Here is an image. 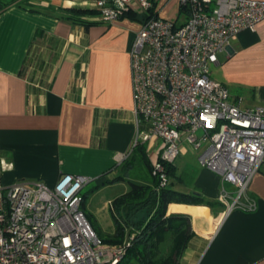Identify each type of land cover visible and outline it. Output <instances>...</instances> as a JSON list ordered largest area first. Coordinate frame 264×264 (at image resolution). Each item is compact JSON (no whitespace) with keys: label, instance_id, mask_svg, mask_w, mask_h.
Instances as JSON below:
<instances>
[{"label":"crops","instance_id":"0c3cea01","mask_svg":"<svg viewBox=\"0 0 264 264\" xmlns=\"http://www.w3.org/2000/svg\"><path fill=\"white\" fill-rule=\"evenodd\" d=\"M168 4L171 15L163 11ZM180 8L178 0H155L151 11L180 25L187 19ZM71 10L92 13L73 21L65 17ZM143 20L131 10L105 21L96 0H0V187L19 180L51 187L61 174L72 173L91 177L100 188L121 182L108 204L127 191L131 166L120 171L135 136L129 49ZM217 57L219 80L213 79L228 89L229 101L264 108V19L240 31ZM142 143L152 164L162 142L152 137ZM174 165L175 190L218 201L219 175L202 168L186 146ZM118 175L125 179L116 180ZM249 194L254 210L226 215L221 204H169L168 214L185 218L186 240L170 264H264V160ZM149 212L142 210L135 220ZM167 235L169 252L175 233Z\"/></svg>","mask_w":264,"mask_h":264},{"label":"built area","instance_id":"2783aa9c","mask_svg":"<svg viewBox=\"0 0 264 264\" xmlns=\"http://www.w3.org/2000/svg\"><path fill=\"white\" fill-rule=\"evenodd\" d=\"M155 0H96L100 17L144 15L129 49L135 136L123 160L152 137L162 148L151 164L158 188L172 180L186 146L217 173L224 214L254 210L249 186L264 160V108H241L211 77V67L238 33L264 19V0H178L187 19L152 14ZM89 176L63 173L53 186L19 180L0 187V264H116L138 232L117 244L101 241L82 211Z\"/></svg>","mask_w":264,"mask_h":264},{"label":"trees","instance_id":"16d2710c","mask_svg":"<svg viewBox=\"0 0 264 264\" xmlns=\"http://www.w3.org/2000/svg\"><path fill=\"white\" fill-rule=\"evenodd\" d=\"M15 0H10L13 2ZM155 3V1H154ZM180 12L187 13L183 7ZM66 15V18H71L73 21H79L81 15L92 13L87 10H71ZM152 14H155L152 12ZM79 15V16H75ZM145 18V17H144ZM135 153L142 156H135ZM139 158L150 175V180L127 178L123 175H118L116 180H126L128 184L127 191L115 196L109 203V212L113 219V233L102 237L101 241L108 244H117L122 242L131 232H138L137 236L132 241L131 246L127 249L123 258L116 264H126L127 256H134L139 261L145 264H170L173 263L174 255L178 254L182 245L186 242L185 233V218L178 214H168L167 207L171 203H193L204 204L211 208L220 205L218 201L205 199L200 193L191 192L185 193L177 191L173 188V178L175 176L174 163H165L167 173L171 177V181L166 187L158 188L157 180L151 175V163L145 156V145L138 144L130 156L123 160V167L134 165L135 159ZM83 207L86 193H82ZM150 210L146 217L135 220V216L142 210ZM167 230H173L175 233L173 244L169 248L166 256L159 257V244L163 240L164 233Z\"/></svg>","mask_w":264,"mask_h":264},{"label":"rangeland","instance_id":"374dc122","mask_svg":"<svg viewBox=\"0 0 264 264\" xmlns=\"http://www.w3.org/2000/svg\"><path fill=\"white\" fill-rule=\"evenodd\" d=\"M173 7L168 4V6H165L163 11H165V14L171 15L173 13ZM215 67H211V77L218 79L219 72L214 69ZM160 148V147H159ZM158 149H156V154L152 156H156L158 154ZM195 156H197V153H194ZM135 156H140L138 153H135ZM191 156V155H190ZM194 156V155H193ZM153 160V157H151ZM179 161H176V164H178ZM131 169L128 171L126 170L127 167L121 166V173L127 172L129 177H140L149 180L148 172L144 164L137 159V161L134 163V165H130ZM150 178V177H149ZM119 184V185H118ZM118 184L115 185V187H98L95 186V183L93 181H90L82 188V193H86V198L84 201V209L91 213L93 215V218H91V221L94 222V224L99 226V229L103 232L102 237H106L112 234L114 230V223L113 219L111 217V214L109 212V199L113 196L114 193H117V191L121 190L124 186L121 182H118ZM167 238L163 237V240L159 244V253L157 255L159 257L164 256L168 250V243H170V235H167ZM108 244V243H107ZM165 251H164V250ZM126 261H128L126 264H142L141 261H139L136 257L127 256L125 258Z\"/></svg>","mask_w":264,"mask_h":264}]
</instances>
